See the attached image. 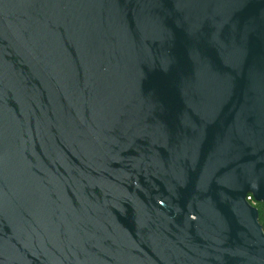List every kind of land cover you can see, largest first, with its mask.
I'll list each match as a JSON object with an SVG mask.
<instances>
[{
    "label": "water",
    "instance_id": "1",
    "mask_svg": "<svg viewBox=\"0 0 264 264\" xmlns=\"http://www.w3.org/2000/svg\"><path fill=\"white\" fill-rule=\"evenodd\" d=\"M264 0H0V264H264Z\"/></svg>",
    "mask_w": 264,
    "mask_h": 264
},
{
    "label": "trees",
    "instance_id": "2",
    "mask_svg": "<svg viewBox=\"0 0 264 264\" xmlns=\"http://www.w3.org/2000/svg\"><path fill=\"white\" fill-rule=\"evenodd\" d=\"M257 208L259 210L260 221H261V224H262L263 230H264V203L263 204L258 203Z\"/></svg>",
    "mask_w": 264,
    "mask_h": 264
},
{
    "label": "built area",
    "instance_id": "3",
    "mask_svg": "<svg viewBox=\"0 0 264 264\" xmlns=\"http://www.w3.org/2000/svg\"><path fill=\"white\" fill-rule=\"evenodd\" d=\"M247 201H248L252 206H254V207L257 208V204H258V203H256V202L254 201V199H253L252 196H249V197L247 198Z\"/></svg>",
    "mask_w": 264,
    "mask_h": 264
}]
</instances>
